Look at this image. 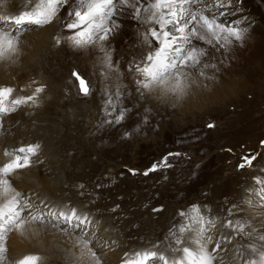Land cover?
<instances>
[{"label": "rangeland", "instance_id": "rangeland-1", "mask_svg": "<svg viewBox=\"0 0 264 264\" xmlns=\"http://www.w3.org/2000/svg\"><path fill=\"white\" fill-rule=\"evenodd\" d=\"M52 2L49 1L51 6L48 7L46 0H39V4L43 6L40 9L44 10L30 15L32 18L43 20L44 23L40 25L35 23L17 25L14 22L2 24L0 22V33L4 35L0 38V53L16 56L14 57L16 60L22 58L19 55L27 54L30 50L33 54L39 52L43 55L47 51L46 48L35 45L40 42L50 44V40L55 38L56 34L51 33V36L50 29L54 25L56 26L61 12L66 11L72 5L76 8L79 6L84 10L87 8V0H84L83 4L80 0H66V2L65 0H52ZM259 2L261 1L256 0L255 3L260 7L261 13H264V5ZM154 3L152 0L148 8L135 13L132 1L126 0L125 3H121L120 0H113L112 4L105 8L103 17H97L88 27L84 28L85 30L83 29L84 38L87 39L89 36L92 41L85 43L86 46L98 43L104 44V47L107 48V44L115 41L112 38L119 40L120 29H123L126 23L127 27L122 33L126 34L123 38L127 41L122 43L132 42H129V39L135 35L134 39L137 44L144 43L140 44L141 48L132 42L123 50H110L109 56H100L103 53L95 52L81 63L72 60L61 62L63 70H65L62 72L63 77L68 76L71 79L74 95L83 100V107L77 117L84 124L83 130L80 129L78 121L72 123L69 120L74 116V113L70 112L73 107L68 108L70 114L68 113L67 118L64 117L66 118L69 140L74 143L71 148L69 147L65 151H69L70 155L73 148L81 150L85 153L84 158L81 157L75 161L68 155L65 159L66 166H64L62 159L56 156L55 164L51 165L46 160L45 156L50 152L44 144H41L40 148L35 146L29 148L31 151L28 153L25 148L23 150L6 148L7 152H17L20 157L25 155L31 157L33 154V156L37 154L38 163L35 167L40 175L45 179L48 178V181L49 178L50 181L57 180L55 181L58 184L56 193L58 200H61L62 210L47 205H40L41 208L38 201L28 199L27 202L31 205H28V209L36 212L34 216L28 215L27 211H24L26 205L22 201V205L19 203L20 207L14 208L15 215V212L9 214L8 211H5L4 222L2 219L0 220V264H18L17 260L23 262L24 255L13 262L12 258L8 256V245L15 241L14 235L18 231L17 224L24 222L25 219L35 221L42 226L45 225L44 227L53 228V225H56L57 229L58 226H62L64 229H60V232L72 233V236L83 242L86 247L89 246V252H91L89 256L85 252H83L84 254L77 252V249L73 251L64 239L57 240V243L52 242L53 239L47 244L44 252L41 254L40 251L34 252V257L38 258L39 264H108V259L103 254L113 255L112 258L119 254L129 256L128 259L119 261L122 264H134V262L135 264H163V262L154 261L157 255H153V253L157 254V251L166 256L167 260H171L173 264H178L179 259L180 264H189L182 261L184 254L176 253L183 249L180 240L182 234L187 236L185 246L191 259L201 251L210 253L212 248L223 255L229 249V238L231 237H234L235 240L230 243V246L233 247L239 264H252L253 258L259 257L257 252L252 257L253 254L250 255L246 251L248 242L245 241V238L252 233L250 231L254 230L253 233H255L252 236L264 240V236L259 234L261 228L259 226L264 224L263 216L255 219L256 216L252 215L256 208L264 210V144H262L264 142V66L260 67L255 64L256 67L253 68L260 67L262 75L261 77L253 76L256 80L244 86L237 82L240 77H243V73H240L241 76H239L240 74L229 75V79L226 77L228 86H224L223 94L231 99L215 101L217 99H212L213 95H211L207 96L208 100H205L202 96L204 99L202 103L198 101L192 107H186L188 105L183 104L181 100H174L170 96L163 95L160 93L162 91H159L157 95L154 94L153 86L164 88L163 84L167 83L170 77L178 76L181 70H184L182 73L188 76L190 73L199 75L200 72L197 70L199 64L195 67H178L175 70H169L157 80L144 77L143 71L138 70H142L146 66L149 54L153 55L154 60L156 59L157 44L151 35L153 29H157L159 32L162 27L171 37L169 43L182 49L196 48V55H199L198 58L202 64L204 60L208 59L207 51L200 49L198 39L195 38L192 31L193 27L199 29L200 26L192 22L191 17L199 14L197 16L199 19L201 15L212 17L215 13H219V19L224 18V14L228 18L243 16L244 19L247 11L241 2L237 3L234 0H154ZM135 23H143V31L141 26H138L137 29ZM222 23L225 24V22ZM225 25L241 29L237 23L234 24V21H229ZM95 26L100 28L97 29ZM105 26L111 31H108L106 40H100L99 36L105 35ZM263 27L264 24L261 28ZM96 30L99 32L98 36ZM199 30L204 33L205 38L212 37L206 33V29L200 28ZM89 33L91 35H88ZM93 33H95L94 36ZM255 33H253L252 39L257 37ZM217 35L219 37L224 34L217 30ZM42 38L45 41H42ZM160 38L163 42L162 33ZM209 39L211 40V38ZM212 39L216 38L212 37ZM55 40V43L51 44L50 50L58 51V56L61 57L62 53H66L64 48L67 43L62 39ZM256 41H251L250 45L258 49ZM27 43L30 45L32 43L34 47H29ZM85 45L80 48L86 47ZM233 48L237 50L238 46L234 45L230 50ZM5 50H10V52ZM167 54H171V49ZM95 57L107 63L108 78L109 71L116 74L113 77V87L105 86L103 96L96 100L94 98L98 95V91L94 90L93 75L89 76L90 70L95 67V63L98 61ZM17 62L19 63L18 60ZM20 66H18L20 72L27 71L26 75H29L30 66L27 69H24L27 65ZM72 69L85 79L89 89L87 94L78 91L76 79L71 75ZM202 74L204 73L202 72ZM228 74L230 73H226V75ZM109 80L112 81V78ZM217 80L220 82L218 85L221 86L222 79L219 77ZM9 82H12L11 85L14 89L17 86L21 88L20 80L14 82L9 80ZM46 87L44 84L38 86L39 89ZM3 90L4 88L0 85V92ZM149 91L154 96H151ZM212 93L210 92V94ZM8 100H10L9 104L2 106L3 110L0 108V124L5 125L3 119L10 117V114L13 115V122L10 123L12 132L2 130L0 143L5 142L2 138L6 136L13 138L15 135H22V133L24 136H30L31 133L28 134V132L42 127V124L36 120V116L45 117L43 105L36 102L26 103L25 97L20 98L21 102ZM100 101H102L101 104ZM104 101L107 102V109L104 107ZM30 116H32L31 120H27L26 118ZM118 117H121L119 122H117ZM210 124L214 126L208 127ZM8 128L5 127V129ZM244 157H254V159L249 165L243 159ZM70 162L73 163V169L70 167ZM60 164H62L61 168ZM241 164L245 166L240 167ZM153 165L157 166L155 170H152ZM64 171H69L68 175L74 179L71 184L65 179ZM145 172L148 174L145 175ZM8 174L10 173L6 175ZM257 180L261 181L260 185H253L252 181ZM7 185H11L10 182H7ZM21 193L23 195L25 191H21ZM222 201L227 203L222 205L220 204ZM56 213L59 214V217L55 215ZM13 216L16 226L9 224L8 219ZM68 217L71 219L74 217L84 224H86L87 217L91 225L84 228L80 223L72 225L71 221L69 225ZM133 217L139 218V221L142 220L141 224L143 223L144 226L142 234L139 232L140 229L138 230V225L133 223ZM253 219L257 222H254ZM170 220H172L171 223L174 221L176 233L164 229ZM150 221L154 223L153 230L148 229L146 232L145 229ZM97 226L105 227L108 234L111 233L116 237V242L111 245L102 243L103 240L100 241L99 238L100 233L94 230ZM59 231L56 234H60ZM136 232H138V237ZM146 234H149L147 241L145 240ZM105 236L108 237V235ZM192 239L195 242H191ZM106 241L107 238H105ZM261 245H263V241ZM93 250L96 251L95 256ZM260 250H263V246L260 247Z\"/></svg>", "mask_w": 264, "mask_h": 264}, {"label": "bare ground", "instance_id": "bare-ground-1", "mask_svg": "<svg viewBox=\"0 0 264 264\" xmlns=\"http://www.w3.org/2000/svg\"><path fill=\"white\" fill-rule=\"evenodd\" d=\"M49 1L50 0H46L48 7L51 6L49 4ZM128 1L133 2V4H134L133 5V12H135V13L142 12L143 10L148 8L150 6V4L152 3V0H128ZM234 1L237 3L241 2L244 5V9H246V11H247L246 17L244 19L242 18L243 16L240 18H231V17L228 18V17H226L225 14H224V18L219 19V13H215L212 16H215V18L219 22H225V24L228 23L229 21H234V24L237 21H240V23L238 24V26L241 27L240 30H242L244 27H247V31L244 33L243 38L239 42H236L227 33H221L224 35L219 36L218 39H212V37H210V36L205 38L204 33H202V31L199 30L200 28L197 29V28L193 27V29L195 28L197 31V34H194V35H195V38L198 39L200 49H205L207 51V56H208V59L204 60V62L202 64L200 63L197 67V70L200 72L199 75H193L190 73V75L188 76L185 73H182L184 70H181V71H179L178 76L170 77L168 79L167 83L163 84L164 88L153 86L154 94L157 95L159 93V91H162L160 93H163V95L170 96L174 100H181L183 104L188 105L186 107H192V105L195 106V104L198 101L202 103V101L204 100V99H202V96L205 98V100L207 99V96H211V95H213L212 99H217L215 101H227V100L231 99V98L225 97L223 94L224 89H225L224 86H228L227 78L229 75L234 76L236 74L239 75L240 73L241 74L243 73V77L242 78L240 77L239 80L237 81V82H240L241 86H244L247 83H249L253 80H256V78H254L253 76L258 75L259 77H261L262 74H261L260 67L264 66V27L261 28L262 25L264 24L263 23L264 22V13H261L260 7H258L257 4L255 3L256 0H234ZM260 1L261 2H259V3L264 5V0H260ZM51 3H53V2H51ZM153 3H154V0H153ZM41 7H43V6L39 4V0H0V16H19L22 13H26L28 16H30L31 14H35V12H37V11L38 12L43 11L44 9L42 8V10H41L40 9ZM75 9H76V7L74 5H72L71 7L67 8L66 11H62L58 20H57L56 26L54 25L55 27L53 26L51 29H50V26L48 27L50 29V34L51 33L56 34V35H54L55 38L50 40L51 41V43L49 42L50 44H47L48 42H46V43L40 42V43H37L35 45V46H40L41 48H44V47L46 48L47 51L43 55H41L39 52H35L33 54L32 50H30L29 53H27V54L19 55L22 58L17 59L19 61V63H18L17 60L14 59V57H16V56L12 57V55L9 54V55H11L10 57H12V58H10V57H8L9 55L7 56L6 54L3 55L0 53V85L4 88V90L2 92H0V108H2V110H3L4 105L7 106V104H9L10 100H8V99H12V100L21 102L20 98L25 97L26 101H27V102L25 101L26 103L36 102L37 104L43 105V107H44V113L43 114L45 115V117H41L40 115L36 116V120L42 124V127H40L38 130L28 132V134L31 133L30 136L29 135L24 136L23 133H22V135L21 134L15 135L13 138L6 136V137L2 138V140H4L5 142L0 143V175H1L0 176V220L2 219L3 222L5 220L4 212L8 211L9 214L15 212L14 213V215H15L16 211H14V208L20 207L19 203H21V201L23 202L24 205H26L24 211H27L28 215L34 216L36 214V212H32L31 210L28 209V205H30V203L27 202L28 199L38 201L39 206L40 205H42V206L47 205L49 207L56 208L58 210H62V207L60 206L61 200L60 201L58 200V194L56 193L57 188H58V186H57L58 184H56L55 181H57V180L52 179L50 181V178H49V181H48V178H46L47 179L46 180L44 177H42L40 175L37 167H35V165L38 163L37 154H35L36 156H33L34 155L33 154L31 157L29 155H25V156L20 157V155L17 154V152H14V151H8L7 152L6 151L7 147L17 148V150H23L25 148L27 150L26 153H28L31 151L29 148H32L34 146L36 148L37 147L40 148V145L44 144V146L50 152L47 154V156H45L48 164L54 165L56 162L55 157L58 156L62 159L63 165L66 166L65 165V159L69 155V151L66 152L65 149H67L69 147L71 148L72 144L74 145V143L70 142V140H69L70 137L68 136V131L66 128V118L68 117V113H69L68 108L73 107V108H71L70 112L74 113V116L72 118H69V120L72 123L75 121H78L77 123H78L80 129L83 130L84 124L81 123L77 119V117L79 116L78 112L81 110V107H83V100L77 98L74 95L71 79L68 76L63 77L64 74H62V72H64L65 70H63L61 62H66L67 60L68 61L72 60L76 63H81L83 60L88 58V56L91 53H95V52L100 53V54L103 53V55H100V56H106V55L109 56L110 50H123V48L129 46L132 42H134L139 48H141L140 44H144V43H138L137 44V41H135V39H134L135 35L129 39V42L130 41H132V42L125 43V44L122 43L123 41H127L123 38V36H125L126 34L124 35L122 33L125 30V28L127 27V24L125 23L124 28L120 29L121 32L119 31L121 33L120 37H119L120 41L115 39V38H112L115 41H113L111 44H107V48L104 47L105 46L104 44H98V43H97V45H95L96 44L95 43L94 45H87V46L85 44H83L86 46L83 48H80V46H74L72 43V40L70 39V37H73V32L68 30L65 27V25L70 20L68 13L71 11H74ZM80 10L84 11V9H80ZM115 12H117V11H115ZM41 15H43V14H41ZM148 15L150 16L151 12L148 13ZM119 16H121V15H119ZM197 16H199V14ZM33 19H36V18H33ZM0 22H2V24H5V23L8 24V22H13V21H11V20H0ZM98 22H100V21H98ZM25 24H28V23H25ZM142 25H143V23H140V24L137 23L135 27L138 29L139 28L138 26H141L140 28L142 30V28H143ZM97 26H99L98 23H97ZM255 27H256V29H254ZM98 28H100V27H98ZM261 29H263V30L261 31ZM105 30H106V26H105ZM92 32H95V31L92 30ZM96 32H97V30H96ZM255 32H257V33H255ZM44 33H45V31H44ZM98 33L99 32H97V36H98ZM100 33H101V30H100ZM141 33H143V32H141ZM206 33H207V31H206ZM253 33L257 34L256 35L257 37H255L254 39L257 40L256 42L258 44V49L255 46L250 45L251 41L255 42V40L252 39L254 37ZM2 34L3 33H0V38H2V36H4ZM94 34L95 33H93V36H94ZM88 35H91V34L89 33ZM51 36H52V34H51ZM143 36H144V34H143ZM84 37L85 36L80 37L79 35L75 36L76 39H82V40L86 39ZM88 37H87V39H88ZM57 38L62 39L64 41H66L65 43H67L66 47L64 48L66 53H62L61 57L58 56V51L54 52L53 49L50 50L51 44L52 43L54 44L56 41L55 39H57ZM139 38H137V39L139 40ZM209 38H211V40ZM44 39H46V38H44ZM100 40H99V42H100ZM42 41H45V40H43V38H42ZM209 41H211V43H209ZM61 43H64V42H61ZM88 43H90V42H88ZM27 45L29 47H34V46H32V43H31V45L29 43H27ZM234 45H237L238 49L235 50L233 48V50H230L231 47ZM5 51L10 52V50L9 51L5 50ZM100 51H103V52H100ZM104 52H106V53H104ZM110 57H112V56H110ZM197 57H199V55H197ZM96 59H98V57ZM116 60H118V59H116ZM18 64H20L21 66L27 65V67L24 69H27L30 66V68L28 69L29 71H31L29 73V75H26L28 73L27 71L22 70L20 72V69L18 67L20 65H18ZM255 64H258V66H260V67L258 68V66H257L258 69L253 68V67H256ZM106 66H107V63H104L103 60H101L99 58L98 61L95 63V67H93V69H91L89 72L90 77H92V75H93L92 78H93V83H94L93 84L94 90H96V92L98 91V95L95 96V98H94L95 100L100 99L103 96V88L105 86H107V85L112 86V84H114V82H113L114 78L113 77L116 76V74L113 73V71L110 69L112 71V72L109 71V73H110L109 78H112V81H110L111 79L109 80V78L107 77V74H106V71H108L107 70L108 68ZM108 67H110V66H108ZM75 72L77 73L76 70H75ZM202 72L204 74H202ZM90 73H91V75H90ZM226 73H230V74L226 75ZM207 74H209L210 76H208ZM241 74L239 76H241ZM213 76H215V77H213ZM219 77L222 79L221 82H223L221 86L218 85L220 82L217 80V78H219ZM9 80L10 81L12 80L13 82L20 80L21 83L19 84V86L21 88H19L17 86V88L14 89L11 85L12 82L10 83ZM116 81H117V79H116ZM125 81H127V80H125ZM156 83H157V81H156ZM4 84H7V85H4ZM40 84L41 85L44 84V86L45 87L47 86V87L39 89L38 86H40ZM115 85H117V84H115ZM150 85H153V84H150ZM231 87H233V86L231 85ZM8 90H10V91H8ZM96 92H94V93H96ZM150 92L151 91H149V94H150ZM210 92H213V93L210 94ZM216 94H218V95H216ZM151 96H154V95H151ZM105 98H106V96H105ZM154 99L156 100V98H154ZM74 101H76V102L74 103ZM101 102L102 101H100V104H101ZM104 102H105L104 107L107 109V106H106L107 102L106 101H104ZM94 103H96V102H94ZM89 106H90V104H89ZM101 107H103V106H101ZM90 111L92 112V110H90ZM5 117H7V116H5ZM12 117H13V115L10 114V117L3 119L6 124L5 125L0 124V132H2V130H5L7 132L10 131V133L12 132L11 131L12 126L10 124L13 122ZM64 117H66V118H64ZM31 118H32V116H30L29 118H26V119L31 120ZM5 127H9V128L5 129ZM74 131H75V129H74ZM90 138H92V137H90ZM96 145H98V144H96ZM100 154H102V153H100ZM84 156H85V153L83 151L77 150L75 148H73L71 150V153L69 155V157H71V159L75 160V161L79 160L81 157L84 158ZM17 157L20 158L19 163L23 166L19 167V168H13L11 170H6L5 166L8 164L14 165L17 162ZM89 159H90V157H89ZM25 160H27V163H25ZM95 160H96V158H95ZM61 167H62V164H60V168ZM70 167H71V169H73L72 167H74L72 162H70ZM81 171H79V172H81ZM76 172L78 173L77 170H76ZM1 173H6V174L10 173V174L6 175V174H1ZM68 173H69V171L63 172L65 179L67 180V182H69L71 184L74 181V179L70 178V175H68ZM42 174H44V173H42ZM44 175H46V174H44ZM7 182H10L11 185H7ZM252 183H253V185H258V184L260 185L261 181L260 180L252 181ZM21 191H25V193L23 195H21L22 194ZM245 193H246V191H245ZM26 195H28V197H26ZM63 203L65 204V202H63ZM226 203L227 202H225V201L220 202V204H222V205L226 204ZM21 205H22V203H21ZM55 215L59 217L58 213H56ZM236 215H237V213H236ZM252 215L256 216V218L254 217L255 219H258V217L262 215L263 219H264V210H262V208L259 210L256 208V210L254 211V214H252ZM237 216H239V214ZM14 218L15 217L13 216V217H11V219H8L10 222L9 224H15ZM138 219L139 218H137V217H133V223L135 222V225H138V227H139L138 230L140 229L139 232L142 234L144 231V229H142V227H144V226L142 225L143 223L141 224L142 220L139 221ZM26 220L27 219H25L24 222H20L19 224H17L18 227L15 224L16 228H18L17 234L14 235L15 241H12L8 245V252H9L8 256L10 258H12L13 262L16 261V259L19 258L20 256L24 255L25 256L24 259L26 257L34 258L32 261V264H39L38 258H35L36 256L34 257V252L40 251V254L42 252H44L47 248V244L50 242V240H53V239L54 240L52 242H56L57 240L64 239V241H66L65 243H69L70 248L73 251H75V249H77V252H80V253L85 252L89 256L91 255V252H89V248H88L89 246L87 245L88 247H86L83 244V242H80L75 237H73L72 233L60 232L59 231L60 229H64L62 226H58L56 229L55 228L56 225H53L54 226L53 227L54 229H53L51 227H44L45 225L42 226V224L40 225L35 221H32V220L26 221ZM70 221H71L72 225L74 223H80L81 225L84 226V228L88 225L89 226L91 225V223L87 220V217H86V224H84L80 220H76L74 217H72V219H69L68 224ZM171 221L172 220L169 221L170 223L167 226H165L166 228L164 227V229L168 230L169 232L176 233V231L174 229L175 228L174 221H173V223H171ZM253 221H254V219H253ZM254 222H257V221H254ZM148 223H149L148 225H147V223H145V225H147V228L145 229L146 232H148V229L153 230L152 226L154 223H152V221H150ZM150 223H152V224H150ZM257 226H259V225H257ZM259 227H261L259 229V232H260L259 234H262L264 236V224H263V226L260 225ZM102 228H104V229H102ZM102 228H101V226L100 227L97 226L96 229H94L95 231H98V233H100V235H101L99 237L100 241L103 240L102 243H108V245L115 243L117 240L116 237L111 235V233L108 234V232H106L108 230H105V227H102ZM57 231H59L60 234H56ZM253 231L254 230L250 231L252 233H250V235L248 234V236L245 238L246 239L245 241L248 242V243H246V245H247L246 251H248V253L250 255L253 254L252 257H254L255 252H257V255L259 256L257 258L256 257L253 258L252 264H264V240L263 239L260 240V238L259 239L254 238L253 236H254L255 232L253 233ZM137 233L138 232H136L135 234L138 237ZM103 235H104V237H103ZM105 235H108V237H106ZM148 235L149 234H146V238H145L146 241L148 239ZM220 235L222 236V234H220ZM239 235H240V233H239ZM243 236H245V235H243ZM105 238H107L106 242H105ZM180 240H181V243L183 245L182 246L183 249L176 252V253L177 254H184V258H183L184 260H182V261H185L189 264H239V260L237 259L236 255L233 252V247L230 246L231 245L230 243H232L233 240H235L234 237L229 238V249L223 255L219 254L218 251L216 252L212 248L211 249L212 251L210 253L201 251L198 255H196V257H194L192 259H191V256L188 254V251H185V249H187L185 246L186 240H187L186 234H182L180 237ZM262 241H263V245H261ZM191 242H195L194 239H192ZM259 245L263 246V250H260L261 246L259 247ZM184 246H185V248H184ZM85 248H87V249H85ZM92 252H93V255L95 256L96 251L93 250ZM154 254L157 255L156 256L157 258L154 261H160V263L163 262V264H173V263H171V260L170 261L167 260V257L164 256L162 253H159L157 251V254L156 253H154ZM103 255L105 258L108 259V264H119V263H121V262H119L121 259L125 260V259L129 258V256H127V255L125 256V254L124 255L119 254L115 258H112L113 255L112 256H110L109 254L108 255L103 254ZM161 255H163V256L161 257ZM74 256H75V254H74ZM140 256H142V255H140ZM42 259H44V258H42ZM256 259H258V261H255ZM94 260H95V258H94ZM142 260H144V258H142ZM66 262H68V261H66ZM17 263L22 264V262L19 260H17ZM124 264H128V263H124ZM134 264H135V262H134ZM137 264H139V263H137ZM178 264H180V259L178 261Z\"/></svg>", "mask_w": 264, "mask_h": 264}, {"label": "snow or ice", "instance_id": "snow-or-ice-1", "mask_svg": "<svg viewBox=\"0 0 264 264\" xmlns=\"http://www.w3.org/2000/svg\"><path fill=\"white\" fill-rule=\"evenodd\" d=\"M50 2H52V0H50ZM80 2L81 4H83L84 0H80ZM112 2L113 0H87L86 10L81 11L80 7L78 6L74 11L68 13L70 20L65 25V27L73 32V37H70V39L72 40L74 46H82L83 44L91 41V37H89V40L86 41L82 39H76L75 36L79 35L80 37H83L85 35L83 29L88 27L89 24L92 23L97 17H103L105 15V8L111 5ZM120 2L125 3L126 0H120ZM0 20H11L17 25L23 23H35L37 25H40L44 23L43 20L33 19L26 13H22L19 16H0ZM191 20L192 22L199 24L200 28L206 29L207 33L216 39L219 38L217 35V30H219L220 33H227L234 39V41L239 42L243 38L244 33L247 31V27H244L242 30H240L232 25H225L224 23L217 21L214 16L209 17L207 15H201L199 19H197L196 16H192ZM236 23L239 24L240 21H237ZM108 31L110 30L106 29L105 35L100 36L99 39H107ZM192 31L193 34H197L195 28ZM161 33L164 37L163 42L160 38ZM151 35L153 40L157 44V51L155 53L156 59L154 60L153 55L149 54L147 57L146 66L142 70L138 69L139 71H143L144 77L150 78L151 80H157L164 74L168 73L169 70H175L178 67H195L197 64H200V59L196 55V48L190 47L189 49H182L179 46L169 43L171 37L169 36V33L167 31L163 30L162 27L160 28L159 32L157 29H153ZM209 43H211V41H209ZM169 49H171V54H167ZM73 75L76 76L80 82L81 92L87 94L89 89L87 87L86 81L83 78L79 77L78 73L74 72ZM138 83H140V81H138ZM145 87H147V85H145ZM120 118L121 117L117 118V122H119ZM213 126L214 125L211 124L208 125V127L210 128ZM262 144H264V142H262ZM19 159L20 158L17 157V162L14 165H6L5 169L11 170L13 168L22 167L23 165L19 163ZM243 159L250 165L251 160L254 159V157H244ZM25 163H27V160H25ZM244 166V164L240 165V167ZM156 167V165H153L152 170H155ZM147 174L148 173L145 172V175ZM185 251H187V249H185ZM153 255L155 254L153 253ZM33 259L34 258L32 257H26L22 264H32Z\"/></svg>", "mask_w": 264, "mask_h": 264}, {"label": "water", "instance_id": "water-1", "mask_svg": "<svg viewBox=\"0 0 264 264\" xmlns=\"http://www.w3.org/2000/svg\"><path fill=\"white\" fill-rule=\"evenodd\" d=\"M74 72H75V70L72 69V70H71V75H72V76H74V75H73ZM75 73H76V72H75ZM74 77H75V79H76V83H77L78 91H79L80 93H82V92H81V88H80V82H79V80L77 79L76 76H74ZM79 77H81V76L79 75ZM81 78H82V77H81Z\"/></svg>", "mask_w": 264, "mask_h": 264}]
</instances>
